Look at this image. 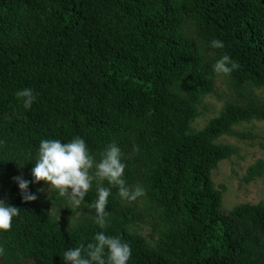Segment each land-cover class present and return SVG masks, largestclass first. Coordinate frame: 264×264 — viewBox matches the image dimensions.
I'll return each instance as SVG.
<instances>
[{
    "label": "trees",
    "instance_id": "trees-1",
    "mask_svg": "<svg viewBox=\"0 0 264 264\" xmlns=\"http://www.w3.org/2000/svg\"><path fill=\"white\" fill-rule=\"evenodd\" d=\"M222 54L239 65L229 77L212 71ZM218 77L229 97L196 130ZM24 87L37 94L29 110L15 96ZM254 121L264 123V0H0V200L20 210L0 233V264H64L100 231L94 188L71 210L31 182L40 140L74 137L97 156L115 142L127 184L145 188L128 202L113 187L106 206L105 232L129 244V264H264V203L223 214L212 179L237 155L219 139L251 137L235 128ZM260 177L264 161L244 181ZM62 205L67 224L51 212Z\"/></svg>",
    "mask_w": 264,
    "mask_h": 264
},
{
    "label": "clouds",
    "instance_id": "clouds-1",
    "mask_svg": "<svg viewBox=\"0 0 264 264\" xmlns=\"http://www.w3.org/2000/svg\"><path fill=\"white\" fill-rule=\"evenodd\" d=\"M211 49H223L224 43L212 39ZM214 74L229 77L239 68L229 55L222 54L211 65ZM15 96L29 110L36 101L33 89L24 87L17 90ZM126 164L121 148L112 142L97 155L90 152L81 137L67 142L59 139H42L39 142L34 166L31 169L32 183L45 182L49 190H54L61 198H66L72 207L77 208L85 201L87 194L95 190V200L89 204L94 210L93 223L100 231L94 233L86 244L68 248L63 252L64 264H129L132 251L127 242L119 236L107 235L105 229L109 223L106 206L116 188L121 200L133 202L145 196V188L140 185L129 186L124 178ZM17 184L23 202H34L37 195L29 191V181L22 176L13 178ZM106 182V184L104 183ZM19 209L0 200V233L8 232Z\"/></svg>",
    "mask_w": 264,
    "mask_h": 264
},
{
    "label": "rangeland",
    "instance_id": "rangeland-1",
    "mask_svg": "<svg viewBox=\"0 0 264 264\" xmlns=\"http://www.w3.org/2000/svg\"><path fill=\"white\" fill-rule=\"evenodd\" d=\"M215 89V92L207 97L200 106L202 116L193 124L196 130L203 129L212 118L217 117L229 97V90L223 78H217ZM235 129L237 132L248 134L251 137L224 136L218 141L232 145L237 149V155L230 160L220 162L217 169L212 173L215 187L217 189L225 188L221 208L223 214H227L241 204L264 203V177L256 178L248 184L244 181L249 167L258 161H264V123L256 121L243 123ZM38 185L40 186V198L46 202L54 190H49V185L42 181L38 182ZM141 204L139 203V206H142ZM66 205L71 210L76 209L68 201ZM66 205L51 211L62 224H67L70 217L66 213ZM151 233L150 226L144 227V235L149 236Z\"/></svg>",
    "mask_w": 264,
    "mask_h": 264
}]
</instances>
